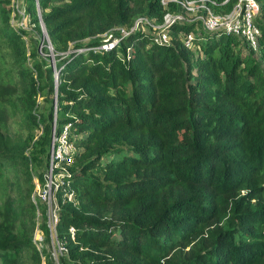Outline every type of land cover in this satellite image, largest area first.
Returning <instances> with one entry per match:
<instances>
[{"label":"trees","instance_id":"obj_1","mask_svg":"<svg viewBox=\"0 0 264 264\" xmlns=\"http://www.w3.org/2000/svg\"><path fill=\"white\" fill-rule=\"evenodd\" d=\"M213 1L224 13L236 0ZM257 1L252 49L191 22L169 24L167 42L145 24L129 30L141 15L159 22L160 0H22L28 50L0 0V175L10 166L16 178L0 210V264H264ZM11 116L23 131L8 133ZM65 122L77 151L55 190L54 257L45 205L30 199L31 169L46 168L52 127Z\"/></svg>","mask_w":264,"mask_h":264},{"label":"built area","instance_id":"obj_2","mask_svg":"<svg viewBox=\"0 0 264 264\" xmlns=\"http://www.w3.org/2000/svg\"><path fill=\"white\" fill-rule=\"evenodd\" d=\"M179 3L181 0H160L162 5L165 7L172 4L171 2ZM224 1V0H223ZM210 3H214L213 0H209ZM167 3V4H166ZM258 1L257 0H236L229 11L224 13H214L208 5V0H188V14H192L193 10L198 8L201 10L202 16L200 19L201 29L208 31H222L226 33H231L239 37L244 41V43L255 48L257 45V37L259 34V29L254 22V16L258 11ZM166 11L159 22L152 24L148 21V17L139 16L136 17L129 30L137 28L139 25H150L154 28L152 35L155 41L167 42L168 35L166 32V27L173 23L179 22L184 23L183 17L179 14L167 13ZM207 12V13H206ZM194 15L188 16V22H192ZM148 18V19H147ZM155 23V22H154ZM127 31L123 30L122 34H126ZM193 31H188L181 35L182 43L185 46H190L192 42ZM200 33V30L197 31ZM116 39L110 42L102 43L98 45L99 48L107 50L111 47L112 43ZM77 151L70 137V127L69 123H63L59 129L55 130L54 126L51 130L50 143L48 148L47 163L45 170V182L42 187V198L49 194L50 186L57 188L64 182V175L68 173V166L72 163L73 155ZM39 192V191H38ZM67 198L71 199V194H67ZM56 204L54 209L51 210L50 221L53 225L56 222ZM70 234H73V227L68 228Z\"/></svg>","mask_w":264,"mask_h":264},{"label":"rangeland","instance_id":"obj_3","mask_svg":"<svg viewBox=\"0 0 264 264\" xmlns=\"http://www.w3.org/2000/svg\"><path fill=\"white\" fill-rule=\"evenodd\" d=\"M21 1L22 0H9V3L7 4L8 6H10L11 10H10V17H9V22L12 26L14 27H22V29H24L26 31V33L23 35L24 40H25V44H26V48L29 50L30 49V38L31 36L34 34L33 30L31 29L32 24L28 23V18L26 13H24L22 6H21ZM171 2V1H170ZM173 4V6H175L174 8L169 9V5L167 6H163V12L162 15L166 12L169 11L167 13H170L171 15L173 14H179L183 17L184 21L188 22V16L189 15H194L192 22L194 23L195 29H199L201 27L200 24V17H204L202 16L201 10H199L198 8L193 10L192 14H188V0H181L180 4L179 3H175V2H171ZM167 4V3H166ZM176 6H178V8H176ZM214 13L219 14V12H215L214 9L211 7L210 8ZM207 13V12H206ZM142 16V15H141ZM145 16V15H144ZM139 17V16H138ZM148 19V18H147ZM148 21L152 24H156L153 22V19L149 18ZM42 25V24H41ZM132 25V24H131ZM145 27V26H143ZM113 29H118V26H114V28L110 27L109 31L113 30ZM120 32L122 33V31L124 29H119ZM145 30H147V28H145ZM154 28L150 25V29L149 32L152 34ZM203 30V29H201ZM204 31V30H203ZM45 36V35H44ZM242 40V39H241ZM243 41V40H242ZM244 42V41H243ZM44 43H38L36 46L38 49L41 48V46H43ZM46 45V44H44ZM47 46V45H46ZM49 46V45H48ZM50 47V46H49ZM255 49V48H252ZM51 63L53 61V59H50ZM39 108L41 107V102ZM19 118V117H18ZM18 118L15 120V117L11 116L9 118L8 121V128L9 131L8 133H12L13 131H23V126L22 123H20V121H18ZM71 139H73L71 137ZM77 148V147H76ZM39 171H41L42 174V182L37 179L36 177V173ZM45 164L40 166L37 170H34V168L31 169V179L33 181V187L32 190L30 192V199L35 203H37L38 201H41L42 203H44L45 205V220L47 225L49 226L50 230H51V245H52V253L54 255V257H56L57 253L59 252V250H61V245L59 243H56L55 241V236H54V228L53 225L51 224L50 221V214H51V210L54 209L55 204H56V196H55V190L56 188H54L52 185L50 186V191L49 194L42 198V187H43V183L45 182L46 185V181H45ZM15 176H14V171L10 166H7L5 169H3L1 171V175H0V210L6 200V198L8 197V195L11 194H15L16 192V187L13 186L11 189V183H13L15 181ZM39 191V192H38ZM35 226H34V230H33V239L38 240V244L37 246H40V239H41V235L38 229V224L41 221V211L39 209H36L35 211Z\"/></svg>","mask_w":264,"mask_h":264},{"label":"water","instance_id":"obj_4","mask_svg":"<svg viewBox=\"0 0 264 264\" xmlns=\"http://www.w3.org/2000/svg\"><path fill=\"white\" fill-rule=\"evenodd\" d=\"M42 26V25H41ZM42 28V30L44 31V28L43 27H41ZM54 81H56V74H54Z\"/></svg>","mask_w":264,"mask_h":264}]
</instances>
